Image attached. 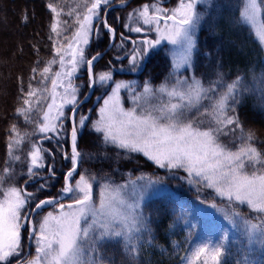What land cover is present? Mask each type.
I'll return each instance as SVG.
<instances>
[{
    "label": "snow or ice",
    "instance_id": "1",
    "mask_svg": "<svg viewBox=\"0 0 264 264\" xmlns=\"http://www.w3.org/2000/svg\"><path fill=\"white\" fill-rule=\"evenodd\" d=\"M165 2L132 8L116 43L109 11L128 8V0L115 9L114 0H79L67 10L63 0H48L50 58L41 60L33 45L27 86L17 77L0 169V264H172L173 256L178 264H264V140L242 116L249 96L264 111V67L226 78L205 52L214 70L196 74L197 33L224 13L264 54V0ZM28 21L25 11L21 22ZM93 36L112 42L105 70H96L106 53L93 54ZM164 42L170 64L158 85L151 77L114 78L143 73ZM82 70L87 79L78 85ZM20 120L31 130L21 131ZM85 133L93 142L88 152L79 144ZM57 152L70 167L52 195ZM140 156L166 175L121 171L123 161ZM172 180L194 188L198 205L173 206L166 236L179 229L183 240L169 247L158 243L146 201Z\"/></svg>",
    "mask_w": 264,
    "mask_h": 264
},
{
    "label": "trees",
    "instance_id": "2",
    "mask_svg": "<svg viewBox=\"0 0 264 264\" xmlns=\"http://www.w3.org/2000/svg\"><path fill=\"white\" fill-rule=\"evenodd\" d=\"M120 0H114L115 3H119ZM151 2V0H135L128 8L119 11H113L109 14V21L117 29V40L119 43V34L124 32L123 23L127 13L132 8L140 6L142 3ZM177 0L171 2L173 7ZM229 0H223V3L227 4ZM235 3V0H232ZM9 5L11 8L7 13L0 12V44H3L0 49V169H2L4 160L6 158V142L8 135V125L11 121L14 108L17 106V77L23 75L25 79V87L27 86V78L30 73L31 67L34 65L37 59L36 53L33 50V45H37L40 49V59L46 60L50 58V42L47 40L48 35V23L50 13L46 8L48 0H0V4ZM78 3L77 0H63V6L67 10L69 7ZM170 6V5H169ZM27 12L29 21L25 25L21 22V16L24 12ZM119 17V19H117ZM14 26V27H13ZM231 32L232 34L225 33ZM130 39L140 38V34L126 33ZM234 35H239L243 39V43L246 49L243 50L241 46L228 47L226 41L229 42L235 39ZM4 36H7L4 38ZM130 43V41H129ZM109 44V38L104 36L100 40H97L95 36L92 39L90 47L94 51L99 50L103 52ZM198 47L200 49V55L197 57L198 71L197 75L207 74L214 69L211 67V63L207 57L203 55L205 52H211L214 59L218 64H222L221 69L226 78H235V75L239 72L241 75H246L255 70L257 73L261 67H264V54L260 52V49L254 40V38L247 35V33L238 32L237 30L230 28L227 22V13H224L222 17H216L211 23L202 24L199 30ZM23 49V52L20 49ZM230 48V49H229ZM131 49L129 48V51ZM217 50L219 54L217 55ZM158 55L152 56L147 62L143 73H140L137 79L144 81L151 77L153 84L158 85L167 75L168 66L170 60L166 57L163 51H158ZM115 56V51L111 50L103 60L96 66V70H105V66L110 59ZM120 65L117 64L116 67ZM58 67V66H56ZM54 70L56 68L54 67ZM135 78L134 75L126 73H115V79L122 78ZM39 79V77H37ZM86 73L84 77L76 80L78 85L86 82ZM98 91L96 95H99ZM95 98V97H94ZM93 101V99H92ZM91 101V102H92ZM89 103L84 109V114H88V108L92 107V103ZM242 116L245 119L246 127L257 130L261 140H264V111L261 110L258 101L255 97H247L242 106ZM7 117V119H6ZM21 131L31 130L30 126H25L23 121L20 120ZM92 139L87 133L79 141L80 148L84 152L92 150ZM27 147V145H25ZM64 148L70 153V142L64 145ZM61 154H56V172L59 175L56 178L59 183L55 184V187L51 189L52 195H56L60 186L62 185V177L68 169V166L63 163L58 165L59 157ZM85 168H91L96 170L99 165L85 164ZM107 168V165H105ZM123 173L132 171L136 173L137 170L140 173H147L152 176L164 177L166 174L160 172L151 163L147 162L143 157H138L133 161H123L120 165ZM116 178L120 179L119 174ZM165 195L159 198L151 200L146 205V215H150L153 219V229L157 236L158 243L170 247L171 240H183V233L177 229V234L171 237L166 236V228L171 220V212L174 205L182 204L186 208L191 209L193 205H196L187 196ZM157 210H160L161 214L157 216ZM183 255V252L180 253ZM167 264V261L165 262ZM172 264H178V258L173 256Z\"/></svg>",
    "mask_w": 264,
    "mask_h": 264
},
{
    "label": "rangeland",
    "instance_id": "3",
    "mask_svg": "<svg viewBox=\"0 0 264 264\" xmlns=\"http://www.w3.org/2000/svg\"><path fill=\"white\" fill-rule=\"evenodd\" d=\"M26 1V0H25ZM78 2H79V0H77ZM175 6V5H174ZM11 8L9 7V5H6V4H0V12H4V13H7L8 14V10H10ZM14 27V26H13ZM225 33H228V35H229V33L230 34H232L231 32H226L225 31ZM153 36H154V34H153ZM7 36H4V38H6ZM94 37V36H93ZM197 38L199 39V31H198V33H197ZM233 38L235 39L234 41H230L229 42V40L228 41H226V43L228 44V47L230 46V47H236V46H241L242 47V49L243 50H245L246 49V46H245V44L243 43L244 41H243V39L239 36V35H234L233 34ZM93 39V38H92ZM238 44V45H237ZM165 45H166V42H164L161 46H159L158 47V49H156V50H154V51H156V52H158V51H162L163 50V52H165V54H166V51H165ZM2 46H3V44H0V49L2 48ZM230 49V48H229ZM166 57L170 60V58L167 56V54H166ZM82 73H85L84 72V70H82ZM126 74H129V73H126ZM133 75H137V77H135V78H122V79H117V80H138L139 82H143L141 79H137L138 78V76H140V73H138V74H133ZM95 98H93V101L91 102L92 103V105H93V103H95V100H96V96H94ZM126 106H129V105H127L126 104ZM94 115V114H93ZM141 157H143V156H141ZM144 158V157H143ZM145 160H147L146 158H144ZM147 162H149V163H151L152 164V162H150V161H147ZM63 163H65L63 160H62V158H61V156L59 157V162H58V165H62ZM153 165V164H152ZM154 166V165H153ZM68 167H70V164H69V166ZM155 167V166H154ZM160 172H164V170H162V169H158ZM130 172H132V171H130ZM133 173V172H132ZM165 173V172H164ZM134 174V176L135 175H140V174H142V173H140L138 170H137V172L136 173H133ZM143 174H146V175H149V174H147V173H143ZM116 180L118 181V182H122V181H120V179L119 178H116ZM163 188H164V191L163 192H160V193H156V194H154L148 201H146V205L151 201V200H153V199H156V198H159V197H161V196H165V195H176L177 196V194H181L180 196H187V197H189L190 199H191V201L193 202V203H197L196 205H198V201L196 200V192H195V189L194 188H190L186 183H183V182H178V181H176V180H172L170 183H168V184H166V185H164V186H162Z\"/></svg>",
    "mask_w": 264,
    "mask_h": 264
},
{
    "label": "flooded vegetation",
    "instance_id": "4",
    "mask_svg": "<svg viewBox=\"0 0 264 264\" xmlns=\"http://www.w3.org/2000/svg\"><path fill=\"white\" fill-rule=\"evenodd\" d=\"M171 2H173V0H171ZM171 2H170L169 4H167V5H165V6H166V7H172V6H171ZM169 5H170V6H169ZM152 35H153V34H152ZM140 36H141V37L138 38L137 41H139V40L145 38L143 34H140ZM149 38H151V37H149ZM64 162H65V165L68 166V162H67V161H64ZM67 170H68V169H67ZM62 174H64V173H62ZM58 177H59V175L56 176V178H58Z\"/></svg>",
    "mask_w": 264,
    "mask_h": 264
},
{
    "label": "water",
    "instance_id": "5",
    "mask_svg": "<svg viewBox=\"0 0 264 264\" xmlns=\"http://www.w3.org/2000/svg\"><path fill=\"white\" fill-rule=\"evenodd\" d=\"M133 1H134V0H130V1H128V4L131 5ZM118 5H119V4H118ZM118 5H116V6L114 7V9H115ZM111 48H112V47L110 46L106 51H104V52L106 53L105 56L109 53V51L111 50ZM105 56H104V57H105Z\"/></svg>",
    "mask_w": 264,
    "mask_h": 264
}]
</instances>
